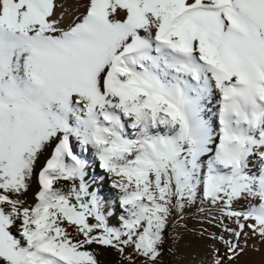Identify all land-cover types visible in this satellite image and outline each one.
I'll return each instance as SVG.
<instances>
[{
  "label": "snow or ice",
  "instance_id": "6c2138e0",
  "mask_svg": "<svg viewBox=\"0 0 264 264\" xmlns=\"http://www.w3.org/2000/svg\"><path fill=\"white\" fill-rule=\"evenodd\" d=\"M191 207L264 243V0H0V264H157Z\"/></svg>",
  "mask_w": 264,
  "mask_h": 264
},
{
  "label": "rangeland",
  "instance_id": "374dc122",
  "mask_svg": "<svg viewBox=\"0 0 264 264\" xmlns=\"http://www.w3.org/2000/svg\"><path fill=\"white\" fill-rule=\"evenodd\" d=\"M89 171L91 173V170ZM34 180L33 185L35 184ZM102 183L105 184L100 186L101 195L109 202L110 206L112 205L114 212H119L118 190L110 186L109 183L111 182L107 175ZM219 219L217 216L216 222L209 223L206 211L201 212L197 207L186 209L184 218L174 221L165 233L162 255L157 261V264H215L216 257L214 249H219L221 257L225 251L224 246L212 239L209 235L220 234L223 226L218 223ZM224 223L228 227H235V224L227 220ZM110 224L115 226V219L114 221L110 219ZM201 232H203V235ZM104 249L112 252L115 251L111 248ZM121 262L126 264L123 260ZM224 264H228V262L225 261ZM233 264H250V261L242 255Z\"/></svg>",
  "mask_w": 264,
  "mask_h": 264
},
{
  "label": "bare ground",
  "instance_id": "6f19581e",
  "mask_svg": "<svg viewBox=\"0 0 264 264\" xmlns=\"http://www.w3.org/2000/svg\"><path fill=\"white\" fill-rule=\"evenodd\" d=\"M90 161V168L91 175L92 176H105L106 174L99 168L98 161H95L92 158L91 152H88L85 154ZM35 179V178H34ZM35 183V180H34ZM100 186H102V182H99ZM110 184V183H109ZM36 190V183L32 186L30 189L29 194L27 195V199L29 202H32L33 200V192ZM112 208V205H111ZM113 210V208H112ZM114 211V210H113ZM111 220L114 221V218ZM247 232L248 229H245ZM241 242L244 243V237H241ZM248 245L249 247L246 249L244 253V257H246L250 264H264V243H261L258 238H250L248 239ZM252 245H255V250L251 247ZM92 248L97 252V261L98 264H124L121 262L122 258L116 251H107L103 247H97L96 245H93Z\"/></svg>",
  "mask_w": 264,
  "mask_h": 264
}]
</instances>
